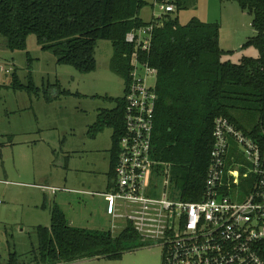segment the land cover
Returning <instances> with one entry per match:
<instances>
[{
  "label": "trees",
  "instance_id": "16d2710c",
  "mask_svg": "<svg viewBox=\"0 0 264 264\" xmlns=\"http://www.w3.org/2000/svg\"><path fill=\"white\" fill-rule=\"evenodd\" d=\"M159 1L172 3L178 10L181 7V0ZM220 1H235L253 15L255 34L243 47L255 46L259 56H244L238 63L224 60L232 51L220 44L219 22L194 17L182 24L174 11L158 18L161 24L154 29L151 49L140 53L142 61L158 70L153 155L161 163L159 183L163 182V164H168L173 192L190 201L203 198L217 117H227L264 147V0ZM146 4V0H0V36L5 39L6 48L13 51L26 50L29 36L34 34L41 48L51 50L59 64L72 65L85 73L96 69L98 42L110 40V68L124 78L126 94L131 80V56L136 50L126 36L150 23L140 16ZM12 87H23L16 72L12 75ZM94 97L115 102L113 108L99 111L88 131L96 137L107 127L113 130L108 172L111 188L119 140L125 130L126 98ZM233 159H241L236 147L229 151V166ZM51 214L50 226L36 227L39 243L33 256L39 264L100 256L119 258L125 250L144 245L129 223L114 235L111 229L72 225L57 204ZM17 262L14 252L9 264Z\"/></svg>",
  "mask_w": 264,
  "mask_h": 264
},
{
  "label": "rangeland",
  "instance_id": "374dc122",
  "mask_svg": "<svg viewBox=\"0 0 264 264\" xmlns=\"http://www.w3.org/2000/svg\"><path fill=\"white\" fill-rule=\"evenodd\" d=\"M146 1L140 13L145 21L163 14L160 7L167 2ZM174 6L173 14L182 24L194 17L220 23V44L232 51L224 60L238 63L244 56H259L255 46L243 47L255 29L253 15L237 2L181 0L179 10ZM112 56V42L100 40L96 69L85 73L72 65L59 64L51 50L41 48L34 34L29 36L26 50L13 51L6 48L0 36V264H9L14 252L18 255L15 264H39L33 256L39 243L36 227L51 225L55 204L74 226L111 228L101 196L84 191L108 189L113 130L107 127L97 137H91L88 131L100 110L115 106V102L94 95H125L124 78L110 68ZM14 72L22 88L12 87ZM154 83L155 78L149 77L148 84ZM250 171L248 168L247 175ZM46 186L61 190L54 193ZM242 195L235 198L242 200ZM112 232L117 235L120 229ZM162 262V246L146 244L125 250L119 258L100 256L62 264Z\"/></svg>",
  "mask_w": 264,
  "mask_h": 264
},
{
  "label": "built area",
  "instance_id": "2783aa9c",
  "mask_svg": "<svg viewBox=\"0 0 264 264\" xmlns=\"http://www.w3.org/2000/svg\"><path fill=\"white\" fill-rule=\"evenodd\" d=\"M160 8L163 13L175 11L172 3ZM162 15L126 36L136 50L131 56L125 130L119 140L115 177L107 191L90 193L104 197L111 230L121 232L129 223L144 245H161L162 264H264V147L230 119H215L201 200H184L173 192L168 164H163L159 183L161 163L153 155L158 93L155 83L148 84L149 77L156 81L158 70L142 61L140 53L151 49ZM234 147L241 159H233L229 166V151ZM46 187L54 193L61 190ZM241 192L242 200L235 198Z\"/></svg>",
  "mask_w": 264,
  "mask_h": 264
},
{
  "label": "crops",
  "instance_id": "0c3cea01",
  "mask_svg": "<svg viewBox=\"0 0 264 264\" xmlns=\"http://www.w3.org/2000/svg\"><path fill=\"white\" fill-rule=\"evenodd\" d=\"M4 45V44H3ZM97 137V136H96ZM111 147H112V145H111ZM109 152H110V150H109ZM109 168H110V164H109ZM108 180H109V178H108ZM107 187H108V185H107ZM109 189V188H108ZM86 193H88V194H91L90 192H96V191H85ZM101 192V191H100ZM93 195V194H92ZM95 195V194H94ZM97 195V194H96ZM101 196V195H100ZM101 198L103 199V201H102V204H103V208H104V211H105V206H106V202H105V199H104V197L103 196H101ZM105 214H106V212H105ZM110 220V219H109ZM88 259H90V258H88ZM88 259H82V260H88ZM81 259L80 260H76V261H82ZM75 261V262H76ZM69 263H72V262H69ZM60 264H62V263H60Z\"/></svg>",
  "mask_w": 264,
  "mask_h": 264
}]
</instances>
